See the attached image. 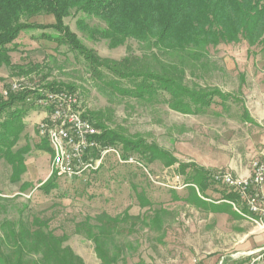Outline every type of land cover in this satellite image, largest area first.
<instances>
[{
	"label": "rangeland",
	"instance_id": "obj_1",
	"mask_svg": "<svg viewBox=\"0 0 264 264\" xmlns=\"http://www.w3.org/2000/svg\"><path fill=\"white\" fill-rule=\"evenodd\" d=\"M51 18L44 21L49 22L53 20ZM81 18L87 29L102 27L105 23L76 12L66 18V23L86 45L101 56L122 59L129 50L139 56L145 52L140 42L134 39L117 48L110 47L107 40H96L88 30L81 28L78 23ZM41 32H23L16 41L19 48L10 53L13 63L26 68L32 69L31 65L27 66L29 62L41 64L38 72L33 70L30 75H25L26 78L38 79L43 86L56 83L55 87H46L50 89L72 86L86 113L99 112L104 124L117 132L120 138L115 148L120 152L124 150L122 137L143 139L167 150L168 157H174L176 162L172 165L167 159L149 162L138 152L129 155L137 162H120L117 152H109L96 172L74 179L60 176L56 179L57 187L46 192L41 189L42 184L52 177L53 172L56 173L52 171L53 151L40 147L45 139H41L36 131L29 140L31 148L28 147L23 156L21 173L18 164L7 156H0V264H5L2 253L7 252L3 240L8 229V226L4 227L5 220L13 221L17 228L23 225L53 233L62 238L63 246L72 248L85 264H101L102 259L94 241L89 240L84 232L78 233V227L87 219L93 225L106 224L103 213L119 219L117 229L112 230L115 238L109 245L116 259L114 264H200L202 259L216 253L233 251L235 244L246 240L243 231L256 230V226L264 231V224H257L252 219L247 222L232 220V205H223L224 209L216 211L211 205L185 200L190 195L187 182L192 181L190 176L196 175V165L209 169L212 176L227 172L237 180H245L248 178L236 175L230 166L240 164V158H244L246 166L250 167L252 163L253 168L254 162L264 154H261V143L254 146L255 150L248 147L249 130L257 131V136L263 134L264 120L256 129L255 123L251 126L243 119L247 107L253 111L264 109L262 44L251 46L246 39H241L240 42L211 45L208 47L209 63L204 69L193 67L194 61L189 60V81L208 91L218 88L232 96L223 103L218 95H214L213 104L203 112L185 114L160 99L104 94L82 56L77 57L66 46L52 48L49 44L54 42L46 39L33 43ZM43 32L58 33L51 28ZM31 44L36 47L32 48ZM177 57L172 56L173 59ZM18 72L9 65L0 66L1 92L10 86L11 91H19L12 86L15 79L22 78ZM122 83L124 87L132 88L130 82ZM73 95L81 107L78 95L74 92ZM79 112L82 114L83 110ZM20 146L21 143L16 148ZM182 163L189 165L178 172ZM38 169L42 174L39 178L36 176ZM44 170L48 171V177L43 174ZM213 183L206 191L207 198L201 196L208 203L217 200L223 203L220 199L226 186L216 181ZM218 212H227L230 216H219ZM156 214L160 215L158 223ZM241 223L244 227L240 226ZM245 260L236 264H244ZM23 264L58 262L55 257L46 260L41 254L27 253Z\"/></svg>",
	"mask_w": 264,
	"mask_h": 264
},
{
	"label": "trees",
	"instance_id": "obj_2",
	"mask_svg": "<svg viewBox=\"0 0 264 264\" xmlns=\"http://www.w3.org/2000/svg\"><path fill=\"white\" fill-rule=\"evenodd\" d=\"M73 12L105 23L102 27L87 29L85 23L81 22L83 19L78 20L81 28L88 30L96 40H107L110 47L117 48L134 39L140 42L145 52L139 56L129 50L122 59L101 56L97 50L86 45L66 23V18ZM48 16H53L55 21L45 22L44 19ZM50 28L58 33L43 32ZM28 30H42L36 39L52 41L57 47L66 46L77 57L82 56L104 94L121 93L145 100L160 99L176 111L194 114L211 106L214 95H218L224 103L232 94L218 88L208 91L200 84L189 81V60L194 61L193 67L204 69L209 63L208 47L221 42L234 43L246 39L251 46H264V0H0V66L6 64L19 70L18 74L22 78L14 81H22L30 86H43L38 79L26 78L33 70L38 72L40 63L29 62L27 66L31 65V69L11 61L10 53L19 48L17 39ZM172 56L178 57L173 59ZM123 81L130 82L132 88L124 87ZM53 85L56 83L49 82L44 87H55ZM68 88L81 101L73 87ZM3 91L0 92V156H7L11 162L18 164L17 169L21 173L24 169L23 156L28 148H14L25 129L24 106H32L27 97L34 90L27 88L11 91L10 86V89ZM43 91L47 93V90H39V98L44 96ZM34 104L38 106L37 103ZM82 115L97 131L99 128L102 130L100 138L104 142V148L116 146L120 137L104 124L99 112L87 114L83 110ZM122 138L124 156L138 152L149 162L156 159H167L169 165L176 162L174 157H168L167 150L159 148L155 143ZM40 147L48 148L54 153L52 145L46 140H43ZM188 165L180 164L178 172L184 171ZM56 173L53 172L52 177L42 184V190L50 192L57 187L56 179L60 176ZM212 175L206 167L196 165V175L190 176L192 181L187 182L190 195L185 199L186 202L211 205L216 211L224 209L223 205L227 204L218 203L219 200L208 203L202 198H207L206 191L214 184ZM227 187L223 190L220 201L235 202L241 207L243 214L264 222V215L250 212L239 194ZM102 215L106 224L93 225L87 219L79 225L78 233L84 232L89 240L94 241L96 251L102 259L101 264H114L116 259L113 258L109 245L115 238L112 230L117 229L119 219L105 213ZM156 219L158 223L160 215L156 214ZM3 223L4 227L8 226L5 236L3 235L7 252H1L5 264H23L27 253L41 254L42 259L46 260L55 257L58 264H85L72 248L63 246L62 238L53 233L33 230L23 225L17 228L9 220Z\"/></svg>",
	"mask_w": 264,
	"mask_h": 264
},
{
	"label": "built area",
	"instance_id": "obj_3",
	"mask_svg": "<svg viewBox=\"0 0 264 264\" xmlns=\"http://www.w3.org/2000/svg\"><path fill=\"white\" fill-rule=\"evenodd\" d=\"M13 89L34 90L27 97L31 103H40L46 115L38 125V134L48 143L62 141L65 144V159L61 161L60 171L56 174L66 178H80L86 174L96 172L101 166L105 156L109 152H117L120 162H137L133 156H124L112 145V148H104L101 140L102 130L91 131L85 128L79 119L63 120L64 107L67 102H74L73 91L70 89H48L40 85H28L22 81H14ZM39 90H47L51 93V100L39 99ZM75 103V102H74ZM77 110H85L77 107ZM71 131L79 132V139L71 138ZM214 180L228 187L239 188L242 192L247 208L250 212L264 215V208L261 207V188L264 185V154L262 158L253 164L251 178L237 180L230 173L214 174ZM253 221L263 224L262 219H255L245 215ZM245 264H264V255H257L249 258Z\"/></svg>",
	"mask_w": 264,
	"mask_h": 264
},
{
	"label": "crops",
	"instance_id": "obj_4",
	"mask_svg": "<svg viewBox=\"0 0 264 264\" xmlns=\"http://www.w3.org/2000/svg\"><path fill=\"white\" fill-rule=\"evenodd\" d=\"M48 17H53V16H48ZM51 19H53V20H51L47 23H53L55 21L54 17ZM37 41H43V40L42 39H34L33 43L37 42ZM44 41H46V40H44ZM49 46L52 48L57 47V45L55 43H50ZM31 47L34 48L36 46L34 44H31ZM0 83H1V80H0ZM1 91L2 90L0 89V92ZM31 104H32V106H30L29 104H25V106H24V108H25L24 114L25 115L23 118V122L25 124V129L21 133V137L17 143V145L21 143V146L18 148L15 147L14 150H18L19 148H23V147L28 148L29 145L31 146V144L29 142V140H31V135L32 136L36 135V133L38 132V125L44 119V117L46 115V113L42 107L37 106L34 103H31ZM245 110H247V112L249 113V115H248V113L246 112L244 115L243 119H244L245 123H249V125H251V126L252 125L254 126V123H255L256 129L260 128L262 126V121L264 120V109L259 108V109H256L255 111H253L252 109H249L247 107V108H245ZM35 127H36V129H35ZM249 131H250L249 134L251 133V135H248V137H249V142H248L249 146L248 147L250 148L249 150H253V149L255 150L254 146L257 145L258 143H261L263 145V146H260L261 154H262L264 152V133L257 136V131H255L253 129H250ZM22 139H24V140H22ZM24 141H25V143H24ZM38 145H36V146H38ZM29 148H31V147H29ZM245 163H246V159L240 158V164L239 163L236 165L232 164V166H230V169L236 175H241L245 178H251L250 175H252L251 174L252 163H251L250 167L249 166L247 167ZM39 170L40 169L37 170L38 173L36 172L37 178L42 176V174ZM43 174L44 175L47 174V177H48V171L44 170ZM47 177H45V178L47 179ZM233 190L239 194V196L242 198V202L246 206L244 196H243L242 192L240 191V189L234 188ZM261 195H262L261 207L264 208V185L261 188ZM223 203H226L229 206L230 205L233 206V208H232L233 209L232 220L234 219V221H242V222L246 221L247 222L248 219H250L247 216H245V214H243V212L241 211V207L238 206L235 202L223 200ZM216 214L219 216H222V215L230 216L229 213H227V212H218ZM240 215H242L243 217H240ZM239 218H241V220ZM257 224H259V223H257ZM240 226L244 227L243 223H241ZM255 229L257 231L254 229L253 230L248 229V230L243 231L244 235L247 236L246 240L242 243L235 244L234 250L231 251L229 254L228 253H216L215 255H213L209 258L202 259L200 264H228L229 262L236 264V263L243 261L244 259H246L245 262H247V260L249 258H251L252 256H257V255H261V254L264 255V231L260 230L261 228H259L258 226H256ZM245 257H247V258H245ZM245 262H244V264H245Z\"/></svg>",
	"mask_w": 264,
	"mask_h": 264
},
{
	"label": "bare ground",
	"instance_id": "obj_5",
	"mask_svg": "<svg viewBox=\"0 0 264 264\" xmlns=\"http://www.w3.org/2000/svg\"><path fill=\"white\" fill-rule=\"evenodd\" d=\"M44 92V91H43ZM45 93V92H44ZM44 96L40 97L39 99L43 100H51V93L47 92L43 94ZM74 102H67L66 107H64L63 112V120H71V119H79L80 122L85 126L86 129L91 131H97L96 128L90 123V121L85 118L79 110L78 107V98L73 95ZM40 106V103H37ZM41 107V106H40ZM71 138L72 139H79V132L78 131H71ZM53 147V159H52V171H60V164L63 159H65V144L62 141H55V143H50ZM52 173V172H51Z\"/></svg>",
	"mask_w": 264,
	"mask_h": 264
}]
</instances>
